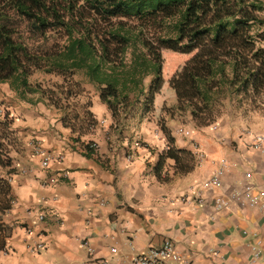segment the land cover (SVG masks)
Listing matches in <instances>:
<instances>
[{"label":"crops","instance_id":"crops-1","mask_svg":"<svg viewBox=\"0 0 264 264\" xmlns=\"http://www.w3.org/2000/svg\"><path fill=\"white\" fill-rule=\"evenodd\" d=\"M162 97L155 94L152 112L121 124L97 89L88 93L83 114L78 103L72 109L43 102L14 107L8 144L14 164L0 166L11 199L0 212L7 227L0 231V264H95L94 258L112 257L114 247L120 258L165 239L195 264H264V209L237 200L215 209L218 198L248 183L264 192V154L253 147L264 124L242 115L181 124L168 112L177 96ZM181 128L191 135L178 133ZM91 141L99 148L89 153ZM38 144L52 157L47 168ZM220 168L221 186L205 187ZM186 195L203 202H183ZM41 241L46 248L34 251ZM255 250H262L258 259Z\"/></svg>","mask_w":264,"mask_h":264},{"label":"trees","instance_id":"trees-1","mask_svg":"<svg viewBox=\"0 0 264 264\" xmlns=\"http://www.w3.org/2000/svg\"><path fill=\"white\" fill-rule=\"evenodd\" d=\"M164 49L191 54L187 76L174 80L171 117L189 112L208 125L227 100L264 98L262 0H0V83L23 96L41 90L29 81L37 71L66 81L81 73L117 124L143 117L164 83ZM10 115L0 117V166L9 168ZM9 192L0 177V212Z\"/></svg>","mask_w":264,"mask_h":264},{"label":"rangeland","instance_id":"rangeland-1","mask_svg":"<svg viewBox=\"0 0 264 264\" xmlns=\"http://www.w3.org/2000/svg\"><path fill=\"white\" fill-rule=\"evenodd\" d=\"M262 1L264 2V0ZM20 22L23 23H21L18 27V31L26 38L27 42L32 44V40L29 39L30 35L27 32L26 23L21 20ZM162 55L164 59V83L157 93L163 94L162 98L169 100L176 97L174 80L187 76V62L190 59L191 54H183L169 49H164ZM150 79L151 78L149 77L147 82H149ZM29 81L34 87H37V89L41 88V90L36 93H28L23 96L13 90L9 83H0V108L4 111V113L7 110L11 112L14 107L25 110L27 107L30 108L36 106L38 102H43L45 104L52 105L57 109H72V105L78 103L80 105L78 110L80 111V114H83L86 112L83 105L90 104V102L87 101L88 93L96 91V89H94L96 87L94 85L90 86L89 81L81 73L74 75L71 81H66L63 76L37 71L29 77ZM155 94L151 103L150 112L153 111ZM82 100H85V103H79L83 102ZM223 115H230L232 117L242 115L247 122L249 121L255 126H261L264 124V98L260 99L257 103L249 101L242 105H238V103L234 101L227 100L220 106L219 117ZM175 116L178 117L181 124H191V121L193 120L189 112L186 114L176 112ZM196 123L198 125L201 124L198 121H196Z\"/></svg>","mask_w":264,"mask_h":264},{"label":"built area","instance_id":"built-area-1","mask_svg":"<svg viewBox=\"0 0 264 264\" xmlns=\"http://www.w3.org/2000/svg\"><path fill=\"white\" fill-rule=\"evenodd\" d=\"M4 116V111L0 108V117ZM94 123V122H93ZM91 123V125L93 124ZM178 133L190 136L191 132L185 130L183 128L177 130ZM89 148L93 151H97L99 146L96 141H91L88 143ZM253 147L258 152L264 154V135H257L254 138ZM37 151L43 154L44 151L42 147L38 144L36 146ZM44 159L42 160V165L47 168L51 161V155L44 153ZM223 168H220L209 180H207L205 187H219L222 184V175ZM246 177L250 179L252 177V172H247ZM264 192H256L255 186L251 183H248L243 190L239 192H234L228 199L218 198L216 201L215 209L216 211H221L224 208L230 206L231 201L237 200L241 206H257L260 205L264 209V200H263ZM183 202H196L202 203L203 198L200 196L191 198L188 195L182 198ZM40 220H44V214L39 216ZM28 233H32L31 228H27ZM84 246H86L91 255H94V248L91 246L89 240H85L83 242ZM46 248V244L44 242L35 243L33 246V250L40 252L41 250ZM119 249L117 247L112 248V257H100L94 258L95 264H195L192 258H186L183 256L177 249L176 243L172 239H165L159 245H152L148 250L142 253H135L129 256L118 257L115 256L118 254ZM262 254V250H255L254 259H258Z\"/></svg>","mask_w":264,"mask_h":264}]
</instances>
